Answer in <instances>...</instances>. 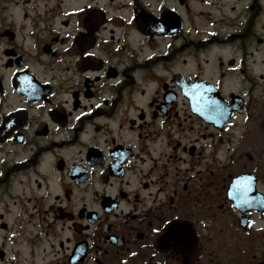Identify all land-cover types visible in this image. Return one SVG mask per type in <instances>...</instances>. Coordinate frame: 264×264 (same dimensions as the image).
Instances as JSON below:
<instances>
[{"label":"flooded vegetation","instance_id":"flooded-vegetation-1","mask_svg":"<svg viewBox=\"0 0 264 264\" xmlns=\"http://www.w3.org/2000/svg\"><path fill=\"white\" fill-rule=\"evenodd\" d=\"M255 119L264 0H0V264L249 263Z\"/></svg>","mask_w":264,"mask_h":264},{"label":"rangeland","instance_id":"rangeland-1","mask_svg":"<svg viewBox=\"0 0 264 264\" xmlns=\"http://www.w3.org/2000/svg\"><path fill=\"white\" fill-rule=\"evenodd\" d=\"M262 122L264 121L255 119L253 121H250L249 123V133L246 138L245 145L239 149L240 153H243V155H245V157L243 158V162H246L247 157L251 156L255 161H263L264 166V131L260 128V123ZM262 176L264 175L262 174ZM256 247L257 248L250 249L247 256L248 258H250L251 255H254L252 261L250 259L249 263L240 262L239 264H257L258 262H262L264 260V245L262 247L256 245ZM216 263L226 264V262L221 260H216L214 264Z\"/></svg>","mask_w":264,"mask_h":264}]
</instances>
